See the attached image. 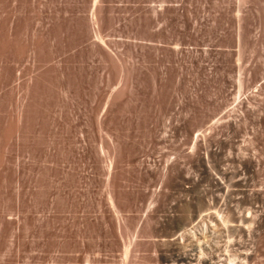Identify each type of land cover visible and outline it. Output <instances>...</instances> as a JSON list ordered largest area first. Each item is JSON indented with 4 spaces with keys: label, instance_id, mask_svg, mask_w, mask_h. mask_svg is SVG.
Returning a JSON list of instances; mask_svg holds the SVG:
<instances>
[{
    "label": "rangeland",
    "instance_id": "rangeland-1",
    "mask_svg": "<svg viewBox=\"0 0 264 264\" xmlns=\"http://www.w3.org/2000/svg\"><path fill=\"white\" fill-rule=\"evenodd\" d=\"M194 219L264 264V0H0V264H165Z\"/></svg>",
    "mask_w": 264,
    "mask_h": 264
},
{
    "label": "built area",
    "instance_id": "built-area-1",
    "mask_svg": "<svg viewBox=\"0 0 264 264\" xmlns=\"http://www.w3.org/2000/svg\"><path fill=\"white\" fill-rule=\"evenodd\" d=\"M203 224L199 219H194L188 227L184 229L181 236L179 237V242L184 243L181 250L171 253L168 255L165 264H216L211 261L201 262L202 258L210 256L213 249L214 242H216L217 232L215 225L213 223L203 224L206 226V230L203 231V238L196 241L195 249H187V240L193 238V231H201L199 229L200 225Z\"/></svg>",
    "mask_w": 264,
    "mask_h": 264
},
{
    "label": "bare ground",
    "instance_id": "bare-ground-1",
    "mask_svg": "<svg viewBox=\"0 0 264 264\" xmlns=\"http://www.w3.org/2000/svg\"><path fill=\"white\" fill-rule=\"evenodd\" d=\"M203 215V214H202ZM201 215V216H202ZM205 215V214H204ZM207 215V214H206ZM203 217V216H202ZM202 217H200L199 219H201ZM204 218L205 217H203L202 219L204 220ZM209 221V220H208ZM203 223V222H202ZM204 224H206V223H204ZM208 224V223H207ZM216 228V227H215ZM199 229L201 230V231H193V238H195V237H202L203 238V231H204V229L206 230L207 228H206V226L205 225H203V224H201L200 225V227H199ZM203 230V231H202ZM219 256V255H218ZM246 257V256H245ZM244 258V257H243ZM219 259V258H218ZM236 259V258H235ZM235 259H234V261H235ZM241 259V258H240ZM233 260V259H232ZM237 260V259H236ZM243 260V259H242ZM241 260V261H242ZM222 261V260H221ZM229 262L227 263L226 262V264H236V263H238V262H236V263H233V261H231V260H228ZM244 262V261H243ZM218 263V262H217ZM222 263V262H221ZM225 263V262H224ZM242 263V262H241ZM246 263V262H245ZM244 263V264H245ZM219 264V263H218Z\"/></svg>",
    "mask_w": 264,
    "mask_h": 264
}]
</instances>
